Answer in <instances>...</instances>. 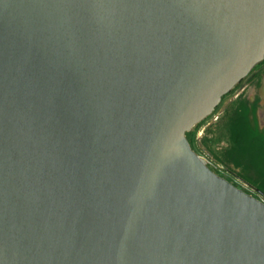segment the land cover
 <instances>
[{
	"label": "water",
	"instance_id": "95a60500",
	"mask_svg": "<svg viewBox=\"0 0 264 264\" xmlns=\"http://www.w3.org/2000/svg\"><path fill=\"white\" fill-rule=\"evenodd\" d=\"M262 61L264 0H0V264H264L185 137Z\"/></svg>",
	"mask_w": 264,
	"mask_h": 264
},
{
	"label": "trees",
	"instance_id": "16d2710c",
	"mask_svg": "<svg viewBox=\"0 0 264 264\" xmlns=\"http://www.w3.org/2000/svg\"><path fill=\"white\" fill-rule=\"evenodd\" d=\"M263 64L264 61L257 64L249 73V77H246L248 83L256 89L260 88L263 80ZM241 82L224 95L221 101L233 96L234 90ZM218 106L209 117L185 134L190 148L196 154L209 159L208 168L215 174L248 194L250 193L246 189L232 182L228 176L264 196V124L261 125L258 118L260 96L240 93L231 101L225 102L217 120L212 121ZM205 124L207 126L198 139L197 132ZM193 129H197L194 135ZM213 165L218 166L222 172L219 173Z\"/></svg>",
	"mask_w": 264,
	"mask_h": 264
},
{
	"label": "rangeland",
	"instance_id": "374dc122",
	"mask_svg": "<svg viewBox=\"0 0 264 264\" xmlns=\"http://www.w3.org/2000/svg\"><path fill=\"white\" fill-rule=\"evenodd\" d=\"M264 66V64H263ZM251 76V75H250ZM249 77V76H248ZM248 78H245L240 85H238L236 87V89L234 90V94L233 96H228L227 98L223 99L219 106H218V110L216 112V117L218 118V115L220 114L221 110H222V106L224 105L225 102L227 101H231L232 99H234L236 96H238L240 93L244 92L246 93L248 96H253L254 94H258L260 96V109L258 111V118L259 121L261 123V125L264 124V76H263V80L262 83L260 85V88L256 89L254 87V85H251L250 83H248ZM217 120V119H216ZM215 121V120H212ZM211 121V122H212ZM207 126V124H205L204 126L200 127V129L197 132V138L199 139L202 136L203 133V129ZM192 130V129H191ZM197 129H193V135L196 133ZM201 157H203L204 159H206L207 161V166L210 163L209 159L207 157H205L204 155H201ZM212 166V164H210ZM213 167L218 170V172H222L221 170H219L220 168L218 166H214ZM228 175V174H227ZM226 176V175H225ZM227 177V176H226ZM232 180V182L237 183L240 187L246 189L251 195H254L256 197H259L261 200L264 201V196H262L261 194H259L258 192L252 190L251 188H249L247 185L238 182L237 180H235L232 177H229Z\"/></svg>",
	"mask_w": 264,
	"mask_h": 264
},
{
	"label": "built area",
	"instance_id": "2783aa9c",
	"mask_svg": "<svg viewBox=\"0 0 264 264\" xmlns=\"http://www.w3.org/2000/svg\"><path fill=\"white\" fill-rule=\"evenodd\" d=\"M216 119H217V117H216V116H214L212 120H216Z\"/></svg>",
	"mask_w": 264,
	"mask_h": 264
}]
</instances>
